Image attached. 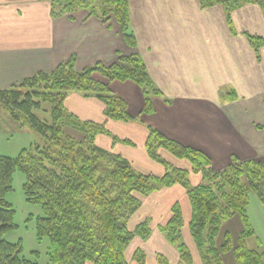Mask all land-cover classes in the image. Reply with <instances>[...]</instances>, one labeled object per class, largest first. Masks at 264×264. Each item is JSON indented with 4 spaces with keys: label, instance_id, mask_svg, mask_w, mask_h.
Returning a JSON list of instances; mask_svg holds the SVG:
<instances>
[{
    "label": "trees",
    "instance_id": "16d2710c",
    "mask_svg": "<svg viewBox=\"0 0 264 264\" xmlns=\"http://www.w3.org/2000/svg\"><path fill=\"white\" fill-rule=\"evenodd\" d=\"M198 1L204 8L221 5L232 33H235L231 22L234 10L256 4L264 12V0ZM81 9L101 20L113 16L126 44L135 47L128 0H51L52 18ZM245 36L258 58L263 40ZM74 63L75 58L71 56L48 74L40 72L17 86L0 90V107L10 119L42 138L41 143L23 149L16 157L0 156V264H36L22 256L21 240L9 243L4 239L17 228L15 211L5 199L12 190L16 170L24 176L25 201L41 208L35 234L38 241L48 240V264H128L126 250L131 241L134 238L146 241L151 233L149 219L133 230L128 228L130 218L141 206L137 195L147 197L174 185L186 191L190 205L188 231L201 264H226L224 257L228 254L232 255L234 264H264V246L250 249L246 245V239L254 235L248 219L250 194L257 197L264 209V161L232 158L227 167L215 171L203 152L147 126L146 153L163 166L164 174L136 172L125 158L95 144L98 135L112 137L104 125L80 121L65 110L64 100L70 92L95 97L104 105L103 114L107 119L129 122L134 119L128 114L126 103L110 91L109 83L131 81L143 95L141 113L150 115L154 112L153 98L162 95L148 76L144 62L139 55L132 54L120 55L115 64L97 63L81 71L74 70ZM97 74L106 83L97 81L94 78ZM68 128L78 131L81 140L69 139L65 132ZM160 151L190 163L192 173L201 178L199 184L192 186L189 173L169 164ZM234 217H239L243 227L237 243L234 244L229 231H225L218 244L223 223ZM183 227L182 211L176 203L170 218L158 230L178 252L179 264H193L183 239ZM132 260L144 264V252L137 249ZM156 264L169 262L158 254Z\"/></svg>",
    "mask_w": 264,
    "mask_h": 264
},
{
    "label": "crops",
    "instance_id": "0c3cea01",
    "mask_svg": "<svg viewBox=\"0 0 264 264\" xmlns=\"http://www.w3.org/2000/svg\"><path fill=\"white\" fill-rule=\"evenodd\" d=\"M128 11L135 47L126 44L111 15L101 20L81 9L52 18L51 0H0V90L17 86L37 73L48 74L71 56L75 58L74 70L81 71L97 63L115 64L120 55L137 54L162 95L153 98L152 114L141 113L143 95L131 81L109 83L110 91L126 103L134 119L129 122L107 119L104 105L95 97L79 92L66 95L67 112L80 121L104 125L112 137L130 142L98 135V147L122 156L138 173L162 176L163 166L151 160L145 150L146 127L150 126L171 140L203 152L215 171L227 167L232 158L264 161L261 7L252 4L234 10L231 22L235 33L230 31L221 5L204 8L198 0H128ZM245 34L263 40L258 58ZM94 78L106 83L98 74ZM160 155L172 166L188 171L192 186L199 184L201 178L192 173L190 163L165 151ZM144 198L137 211L140 214L132 216L128 228L133 230L149 218L151 233L146 241H131L126 250L128 264H137L132 260L137 249L145 254L144 264H156L158 254L169 264H179L178 252L158 230L168 221L176 203L182 211V235L193 264H201L188 231L190 205L186 191L174 185Z\"/></svg>",
    "mask_w": 264,
    "mask_h": 264
},
{
    "label": "rangeland",
    "instance_id": "374dc122",
    "mask_svg": "<svg viewBox=\"0 0 264 264\" xmlns=\"http://www.w3.org/2000/svg\"><path fill=\"white\" fill-rule=\"evenodd\" d=\"M4 114L6 113L0 107V156L13 158L23 149H28L31 145L42 142L41 136L30 130L27 126L19 127L15 122H12L9 117L10 121H8L6 117L7 114ZM65 132L69 139L81 140V134L78 131L68 128ZM23 183V174L16 170L13 175L12 190L6 194L5 199L15 211L14 223L17 228L8 232L4 236V239L9 243H16L21 240L23 245L22 256L27 261L36 262V264H48V240L45 238L38 241L35 234L36 218L42 215L41 208L39 205L28 204L25 201L22 191ZM137 198L142 205L145 198L140 195H137ZM137 214L138 212L133 216ZM132 218L134 217H131L130 219ZM248 219L254 231V235L246 239L247 247L250 249H257L259 248V245L261 247L264 246V209L254 194H250L249 196ZM149 221L152 220L149 219ZM131 228L132 227H130L129 230H131ZM242 229L243 227L239 217H234L229 221L224 222L221 227V233L217 237V243L219 244V242L222 241L223 233L229 231L234 241L233 243L236 244ZM194 247H196L195 244ZM33 252L38 253L37 256L34 255ZM224 262L226 264H234L232 255H226L224 257Z\"/></svg>",
    "mask_w": 264,
    "mask_h": 264
}]
</instances>
